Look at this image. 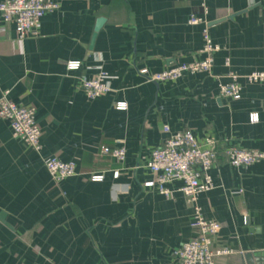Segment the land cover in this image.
Wrapping results in <instances>:
<instances>
[{
	"label": "crops",
	"instance_id": "0c3cea01",
	"mask_svg": "<svg viewBox=\"0 0 264 264\" xmlns=\"http://www.w3.org/2000/svg\"><path fill=\"white\" fill-rule=\"evenodd\" d=\"M57 2L36 37L20 39L0 22V98L9 91L36 109L43 145L37 154L0 118V264H177L174 251L197 236L194 207L178 183L171 197L146 187L147 163L168 136L164 126L264 152V86L243 82L240 100L220 95L229 73L264 71V0ZM192 16L205 22L190 25ZM205 30L220 48L211 74L158 84L140 74L204 60ZM69 62L82 68L69 71ZM100 69L112 91L89 100L80 81ZM118 146L123 163L100 154ZM54 157L77 174L56 184L44 165ZM209 173L215 189L198 205L222 226L213 251H232L215 264H264V163L238 169L219 155Z\"/></svg>",
	"mask_w": 264,
	"mask_h": 264
},
{
	"label": "built area",
	"instance_id": "2783aa9c",
	"mask_svg": "<svg viewBox=\"0 0 264 264\" xmlns=\"http://www.w3.org/2000/svg\"><path fill=\"white\" fill-rule=\"evenodd\" d=\"M204 10L207 7L203 5ZM60 8L57 0H2L0 2V22L13 24L18 38L36 37L40 33L41 19L49 13H54ZM206 15V13H205ZM205 22L204 18L192 16L190 25H198ZM204 48L206 54L204 60H194L167 69L160 73L151 74L147 69L140 74L152 83L174 82L183 78L186 74H211L214 66V55L220 48L213 43L208 30L204 31ZM230 66V60H226ZM69 71H77L82 68L81 62H69ZM229 82L221 85L220 95L229 100H240L243 95L244 85H263L264 71L252 72L240 75L229 73ZM79 87L89 100H96L108 95L111 89V76L99 70L93 78L81 79ZM125 102L116 104L119 111L127 110ZM34 107H23L9 98V91L3 92L0 98V118L10 123L13 135L21 140L34 152L42 155V131L36 118ZM258 115H252V122L258 121ZM164 133L168 136L163 144L154 149L147 163L148 170L153 175V180L145 184L149 188H157L160 194L171 197L175 190L173 184H180L177 192L182 193L194 207V220L191 227L197 231V236L177 248L173 256L177 264H215V258L232 254L231 250L222 249L213 251L212 246L222 226L217 221L205 219L198 198L201 194L211 192L215 184L210 170L218 161L219 155H223L233 168H250L264 163V152L249 150L236 146H226L223 149L215 139L199 140L191 131H181L171 134L169 126H164ZM102 156H110L118 163L126 160L127 150L124 146L116 148H102ZM44 165L51 179L60 184L62 181L75 176L74 163H65L57 158L44 160ZM94 182H101L103 176H92Z\"/></svg>",
	"mask_w": 264,
	"mask_h": 264
},
{
	"label": "water",
	"instance_id": "95a60500",
	"mask_svg": "<svg viewBox=\"0 0 264 264\" xmlns=\"http://www.w3.org/2000/svg\"><path fill=\"white\" fill-rule=\"evenodd\" d=\"M103 22H104V20H100L98 22V25H97L96 30H95V33H94L92 45H93V43H94V41H95V39L97 37V33L99 32V29L102 27Z\"/></svg>",
	"mask_w": 264,
	"mask_h": 264
}]
</instances>
